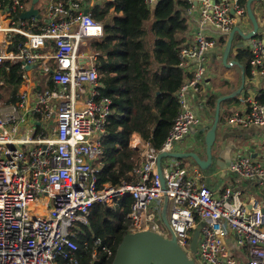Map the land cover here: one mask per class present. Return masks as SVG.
Masks as SVG:
<instances>
[{
  "label": "built area",
  "instance_id": "obj_1",
  "mask_svg": "<svg viewBox=\"0 0 264 264\" xmlns=\"http://www.w3.org/2000/svg\"><path fill=\"white\" fill-rule=\"evenodd\" d=\"M156 1L147 2L153 6ZM184 1L190 5L187 25L194 14L197 27L179 53L185 80L177 92L178 114L160 150L136 145L142 161L130 174L133 182L117 187L99 185L103 140L114 111L99 91L98 54L86 50L87 40L102 36V23L84 9L83 0H37L40 17L28 23L19 19L26 0H9L6 7L0 1V67L20 62L22 70L19 99L0 104V264H81L84 255L75 237L89 226L91 209L116 206L125 197L132 200L129 233L151 231L169 238L159 227L167 197L171 232L195 264H264V201L232 185L209 187L203 171L186 172L170 158L161 162V186L158 155L173 152L191 131L203 128L187 97L202 93L209 56L234 28L243 34L249 32L243 23L251 28L239 0ZM206 27L217 35L206 33ZM259 35L242 49L251 53L250 77L264 80ZM17 36L24 41H15ZM32 66L49 75L50 86L39 87L41 80L28 70ZM239 102L225 117L226 125L264 130V103L245 97ZM251 145L236 147L227 170L264 188L262 145ZM196 229L200 233L193 253ZM90 244L87 264L113 258L112 248L101 239L91 237Z\"/></svg>",
  "mask_w": 264,
  "mask_h": 264
},
{
  "label": "trees",
  "instance_id": "obj_2",
  "mask_svg": "<svg viewBox=\"0 0 264 264\" xmlns=\"http://www.w3.org/2000/svg\"><path fill=\"white\" fill-rule=\"evenodd\" d=\"M0 1L4 7L9 5V0ZM147 1L102 0L100 6L90 11L92 18L103 26L102 36L90 40L92 51L98 54L99 91L102 97L111 100L114 111L103 140L105 155L101 159L100 187L133 182L130 174L141 163L142 156L130 146L132 136L137 134L142 142L160 150L180 108L177 92L185 76L178 67L179 53L186 42L185 13L190 5L184 0H157L151 6ZM246 1L239 0V3L245 6ZM15 41L22 42L24 38L17 36ZM220 43L225 41L221 39ZM250 59L249 50L237 52L236 60L244 67L245 81L250 78ZM21 72L20 62H5L0 67L3 104L19 99ZM213 97L207 102L212 108ZM256 99L264 103V92ZM233 102L237 105L238 98L224 103ZM131 203V198L125 197L116 206L98 204L91 209L89 226L75 237L79 252L84 255L81 264H87L91 237L110 246L114 257L121 239L129 233L127 215ZM84 242H88L87 249ZM112 259L105 261L102 257L97 264H111Z\"/></svg>",
  "mask_w": 264,
  "mask_h": 264
},
{
  "label": "crops",
  "instance_id": "obj_3",
  "mask_svg": "<svg viewBox=\"0 0 264 264\" xmlns=\"http://www.w3.org/2000/svg\"><path fill=\"white\" fill-rule=\"evenodd\" d=\"M105 1H112V0H105ZM259 3H256L252 6L255 10V13L258 15V18L262 22H264V0L257 1ZM40 2H37L35 5V8L38 9V5ZM100 3H102V0H83L84 9L93 11V8L97 5L100 6ZM30 7V5H29ZM28 7V8H29ZM255 15V14H254ZM190 23H188V32L185 36L186 42H190L191 40V34L196 29L197 24L195 21V15L189 17ZM242 29L246 32L249 31L250 26L249 23H243ZM264 30V26H263ZM206 33L215 36L217 35L216 32L210 28H205ZM261 38V34L258 36ZM237 42L233 43V49L229 54L228 60L230 61H237L236 55L239 50L235 49L234 45ZM225 44V43H224ZM223 44V46H224ZM239 44V43H237ZM224 50V47L220 48L219 46L217 49L212 53L209 58L211 59V65L208 66L207 70V76L205 80V85H203V91L200 95H188L187 97V105L188 107L195 112L198 116L201 117L203 122V128L210 127L215 114V106L216 101L218 98L231 94L234 92L237 88L240 86V70L237 66L235 67L238 72L236 75H228L227 69L223 67L221 58H222V52ZM244 50V49H242ZM247 50V49H245ZM150 55L152 52H149ZM234 57V58H232ZM208 58V59H209ZM40 67V66H39ZM51 67V66H50ZM52 68V67H51ZM28 70H32L30 72V75L35 76L36 78L40 79V85L39 87L43 86H50L49 83V75H45L42 72L41 68H37L36 66L29 67ZM261 92H264V80L260 77H250L249 79H246L245 81V87L243 92L237 97L238 103L237 105L233 103H222L220 104V115H219V128L217 132V138L214 143V147L212 148V156H213V162L211 165V172L203 171L206 178V184L209 187H216L217 183H211L212 178H214L215 174L218 176H221V183L225 185H232L233 187L240 188L241 190L245 191L248 195H255L257 196L261 201H264V188L259 187L257 185H253L241 178H238L237 176L231 174L228 172L227 167L229 165L230 160L232 159V155L234 150L236 149V144L239 140H246L249 133L247 131L242 130H235L231 127H228L225 122V117L235 110L237 106L240 104L239 99L245 97L250 99H256L257 96L261 94ZM214 96V106L213 108L210 107L207 102L210 99V97ZM255 133V132H254ZM135 139L137 142H135L132 145V141ZM141 143L142 141L138 137L137 134H134L130 141V146L132 148H135L137 144ZM144 143V142H143ZM173 152H195L201 159L206 158L205 154V146L203 142L202 135L200 134V129L191 131L189 136L185 138L183 141L179 142L174 148ZM182 167V169L186 172L199 170V168L195 165V163L190 159H180L177 160ZM226 168L225 171L222 170V168ZM209 170V169H208Z\"/></svg>",
  "mask_w": 264,
  "mask_h": 264
},
{
  "label": "water",
  "instance_id": "obj_4",
  "mask_svg": "<svg viewBox=\"0 0 264 264\" xmlns=\"http://www.w3.org/2000/svg\"><path fill=\"white\" fill-rule=\"evenodd\" d=\"M260 0H247L245 4L246 13L251 25L247 34L236 27L228 35L227 41L222 52L221 62L223 67L230 68L237 66L240 70V86L231 94L222 96L217 99L215 106L214 119L210 127L200 129L202 135L206 158L201 159L195 152H162L157 157V172L160 178L161 186L164 189V180L162 177L161 162L163 159L170 158L175 160L190 158L201 171H207L213 162L212 148L217 138L220 104L224 101L237 98L245 87V72L244 67L237 61L228 60L229 54L233 49V43L236 37H240L245 41V44H235L237 50H241L250 40L258 33V22L252 11V3ZM37 0H32L30 7L22 12L19 16L20 20H29L33 17L39 18L38 9L35 8ZM86 13V11H85ZM255 131V129H251ZM223 171L226 168H222ZM167 202L168 198H163L161 209V221L163 226L169 232L170 237L164 238L160 234L151 231H138L127 233L123 236L118 244L111 264H195L193 259L189 258L187 254L177 245L176 240L171 232L167 220ZM200 230L196 229L192 235L190 249L193 253L197 251V242Z\"/></svg>",
  "mask_w": 264,
  "mask_h": 264
},
{
  "label": "rangeland",
  "instance_id": "obj_5",
  "mask_svg": "<svg viewBox=\"0 0 264 264\" xmlns=\"http://www.w3.org/2000/svg\"><path fill=\"white\" fill-rule=\"evenodd\" d=\"M31 1L32 0H27L25 2V4H24L25 10H27L29 5H31ZM256 3H259V2H254L253 5L256 4ZM251 7H252L253 13L255 14L256 20L258 22L259 33L261 34V38L264 40V30H263L264 22H262L260 20V18H258V15L255 13V10H254L253 6H251ZM40 14L42 15V17H45V12L43 10L40 11ZM28 22H29V20L26 21V23H28ZM227 38L228 37H224L223 40L226 41ZM234 42H237L239 44H241V43L245 44V41L242 40L240 37H236ZM87 43H88V45H87L88 48H86V50L92 51V49H91V41L87 40ZM218 44H219L220 48L223 47V44H221V43H218ZM232 58H234V57H232ZM208 64L211 65V59L210 58L208 59ZM237 72H238V70L235 67H232V66L227 69L228 75H236ZM0 104H3L2 101L0 102ZM218 128H219V126H218ZM242 131H247V130H242ZM247 132L249 133V135L246 137L247 139L246 140H239L238 143L236 144L237 149H244V147L247 146L248 143L250 142V145L252 143L251 146L262 145V150L264 152V130H255V131L249 130ZM135 142H137V141L135 139H133L132 145ZM104 155H105V151H104ZM104 155L100 159H102L104 157ZM97 159H98V157L95 160H97ZM213 176H215V177L212 178L211 183H215L216 182L217 183V186H216L217 188L225 186V184L221 183V176H218L217 174H215ZM159 227H160L161 231L167 232V229L165 228V226L161 225L160 223H159Z\"/></svg>",
  "mask_w": 264,
  "mask_h": 264
}]
</instances>
